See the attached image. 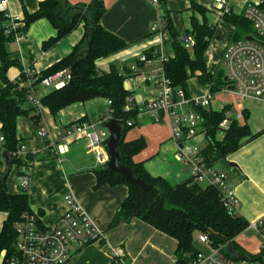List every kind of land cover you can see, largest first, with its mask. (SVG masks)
Returning <instances> with one entry per match:
<instances>
[{
	"label": "crops",
	"instance_id": "1",
	"mask_svg": "<svg viewBox=\"0 0 264 264\" xmlns=\"http://www.w3.org/2000/svg\"><path fill=\"white\" fill-rule=\"evenodd\" d=\"M42 0H8L7 11L17 17V35L6 43L9 58L17 64L6 70V78L25 86L20 80L25 69L37 73L67 56L84 33L81 22L73 31L56 41L48 48L43 43L56 36L57 30L45 17L32 21L25 31L21 30L24 11L32 13L37 10ZM72 3H88L91 0H70ZM206 8V21L214 26V33L205 51L207 70L214 72L221 65V56L230 43L234 29L228 16H239L248 2L257 0H231L230 15H221L213 0H193ZM105 7L100 23L103 28L121 38L126 47L108 58H101L97 64L106 69L110 61L119 65H128L146 48L161 39V51L171 57L173 49L170 34L164 27L158 36L150 34V29L163 11L168 14L175 30L182 35L190 29L191 17L199 22L203 16L191 8V0H102ZM0 20V25H1ZM158 64V60L154 61ZM1 66V62H0ZM0 79V89L3 87ZM124 86V85H123ZM125 87V86H124ZM38 96L49 92L52 87L37 84ZM190 96L210 92L208 85H200L195 78L188 80ZM211 93V92H210ZM213 93L214 100L230 106L235 113H242L237 122L247 124L252 137L243 138L242 145L228 154L224 162L211 164L224 171L228 185L237 197L236 212L246 221L252 223L264 215V100L248 97L239 100L233 92ZM135 102L141 112L137 115L135 127L126 134V140L139 136L146 139V147L134 156L142 162L145 170L152 176H160L176 184L192 177V166L175 159L177 146L171 139L167 120L159 122L149 116L139 105L154 96V91L138 86L133 91ZM29 103L23 107L28 109ZM108 109L107 99L97 97L85 102H74L65 106L57 118L53 117L46 106H41L40 119L35 125L29 115L16 118V137L23 146L21 165H11L6 178L7 191L11 194L26 192L29 212L37 216L38 224L52 225L65 210V196L71 192L77 203L89 218L103 231L104 239L83 247H73L65 264H113L109 255L111 247L123 249L129 264H176L177 242L174 238L155 229L137 218L109 227V222L117 207L127 195V186L101 185L95 187L96 165L94 152L88 150L84 138L66 140L64 130L76 122H95ZM40 129L47 130L46 136L38 134ZM59 131L60 135H57ZM217 138L222 137V131ZM66 144L67 150L60 152L59 146ZM200 148V147H199ZM204 148H200L202 151ZM201 154V153H200ZM201 157L203 158L202 154ZM233 164V165H230ZM29 167L31 179L26 190L21 189L17 173L21 167ZM200 186L208 185L205 180L197 182ZM204 183V185L202 184ZM6 212L0 210V231L6 219ZM252 231V232H251ZM197 237V236H195ZM197 240V239H196ZM235 241L247 253L257 254L260 236L251 229H245ZM198 242V240H197ZM200 243V242H199ZM195 246V245H194ZM199 251V250H198ZM5 251L0 252V264ZM260 264V261H257ZM264 264V256L262 258Z\"/></svg>",
	"mask_w": 264,
	"mask_h": 264
},
{
	"label": "trees",
	"instance_id": "2",
	"mask_svg": "<svg viewBox=\"0 0 264 264\" xmlns=\"http://www.w3.org/2000/svg\"><path fill=\"white\" fill-rule=\"evenodd\" d=\"M162 0H158L161 2ZM264 11V0L260 4ZM191 8L203 16L199 22L196 17H191L190 29L180 35L171 23L164 11L161 14L164 28L170 34L173 55L163 62L164 74L169 78L172 86L181 88L189 95L188 80L195 77L197 82L208 85L211 93L220 91L226 82L222 66H218L213 73L207 70L205 51L213 36L214 26L209 24L204 15L206 8L191 0ZM105 12L102 0H91L88 3H72L70 0H42L38 8L32 13L24 11L22 31L40 17H45L57 30L55 37L43 43L44 48L53 45L59 39L73 31L81 22L84 33L81 39L73 46L72 51L47 69L37 74L34 84L60 71L70 70L77 62L71 78L59 88H52L40 97V102L46 106L51 115L59 116L62 108L74 102H85L97 97H103L110 101L109 115L121 121V138L119 141L120 163L130 167L134 176L139 177L145 183L153 186L151 190H142L125 180V178L106 166L94 170L96 177L95 187L101 185L127 186V195L117 207L112 216L109 227H114L132 218H137L151 225L155 229L174 238L177 242V262L180 254L182 262L188 255L195 254L198 250L194 246V237L198 234H206L210 244L218 247L224 256H230L224 248L223 242L229 244L236 251L248 254L252 260L262 264L263 252L257 254L247 253L240 247L235 238L249 226L237 212H230L223 206L219 191L212 185L200 186L193 177L182 182L173 184L160 176L150 175L142 162L134 160V156L145 149L147 143L143 136L132 140H126V134L135 127L139 108L125 111L126 97L130 94L123 86L125 74L128 72L126 65H119L110 61L106 69H102L97 61L108 58L126 47V43L102 27L100 19ZM5 16L0 13V20ZM234 29L230 36V43L244 39L246 36H255L251 23L243 17L228 16ZM192 36L194 44L186 47L183 37ZM14 33L4 34L0 27V79L3 87L0 89V132L4 141L0 144V210L7 216L0 231V252L5 251L4 258L16 255L13 242L16 238L14 224L21 219L25 212H29V201L26 192L11 194L7 191L5 163L2 152L9 157L10 166L21 165V158L16 156L15 151L19 146L16 137V118L20 115H29L36 125L40 119V113L32 105L28 109L23 107L27 101V85L19 86V82H11L6 78V70L9 66L17 64L9 58L6 43L13 39ZM30 77L25 71L21 72L20 80L28 82ZM202 116L203 140L206 146L201 151L203 160L208 164L224 162L226 156L237 150L243 142V138L252 137L246 123L240 125L235 118H231L227 127L219 134L220 123L225 119L230 106L221 109L196 108ZM106 113L100 116L103 119ZM134 120V125L128 126L127 121ZM177 264V263H176Z\"/></svg>",
	"mask_w": 264,
	"mask_h": 264
},
{
	"label": "built area",
	"instance_id": "3",
	"mask_svg": "<svg viewBox=\"0 0 264 264\" xmlns=\"http://www.w3.org/2000/svg\"><path fill=\"white\" fill-rule=\"evenodd\" d=\"M158 3V0H151ZM263 0L248 2L245 4L241 14L247 19L255 32L252 36L255 40L241 39L229 43L222 52L221 65L226 78V86L220 91L233 92L239 100L252 97L264 100V11L260 4ZM8 0H0V13L5 16L0 27L4 34L14 33L18 18L12 17L7 11ZM221 15L231 13V0H213ZM164 27L161 16L153 23L150 34L158 36ZM162 40L159 39L150 47L146 48L136 59L128 63V72L125 74L123 85L130 93L126 97L124 110L128 111L138 107L133 96L136 87L142 86L154 91V96L142 102V110L151 116L155 122L161 118L167 120L170 128L171 139L175 142L177 150L175 159L192 166V177L198 182L205 180L214 186L220 193L223 206L230 212H236L237 197L234 190L227 183V176L211 164L206 163L201 157V151L197 144L190 146L185 142L197 136L203 137L202 116L196 108L221 109L224 105L214 100L213 93L207 92L197 96H186L181 88L172 86L169 78L163 70V62L167 56L161 51ZM183 43L191 48L194 44L192 36L183 37ZM158 60V64L154 61ZM30 78L27 82V101L30 105L40 110L42 104L37 92V72L25 69ZM71 78L70 70H60L44 79L39 84L61 87ZM108 109L103 119L95 122H76L64 130V137L70 141L75 138H84L88 150L94 152L97 166L107 165L109 156L106 144L110 132L104 127V123L111 118L109 115L110 101L107 100ZM215 107V108H214ZM139 108V107H138ZM141 112L139 109L138 115ZM242 113L230 110L226 112L225 119L220 123V128H226L230 119H239ZM134 120H128L127 125H134ZM60 135L59 131H56ZM38 134L46 136L47 130L40 129ZM4 138L0 132V144ZM60 152L67 150L66 144L59 146ZM16 156L21 158L23 146L19 144L15 151ZM31 179L29 167H21L17 173V181L21 189L26 190ZM16 238L13 242L16 255L3 259L2 264H65L71 254L73 247H83L93 242H102L103 231L92 221L83 208L77 203L71 192L65 196V210L63 214L52 225H40L37 216L32 212H25L21 219L15 224ZM248 229L253 230L260 236L258 252L264 253V215L256 221L249 223ZM196 239L200 243L207 244L210 248L208 253L197 251L188 255L181 264H259L256 260L237 259L224 256L218 247L210 244L206 234H198ZM109 255L113 264H129L125 258L123 249L111 247Z\"/></svg>",
	"mask_w": 264,
	"mask_h": 264
},
{
	"label": "water",
	"instance_id": "4",
	"mask_svg": "<svg viewBox=\"0 0 264 264\" xmlns=\"http://www.w3.org/2000/svg\"><path fill=\"white\" fill-rule=\"evenodd\" d=\"M246 40H255L252 36H246ZM77 65V62L72 65L71 67V72H74V69ZM226 81V78H224ZM104 127L108 129L110 132L109 139L106 144L107 148V153L109 156V160L106 165L107 170H112L115 171L119 174H121L127 182L130 184L141 188L142 190H151L153 188L152 185L145 183L142 179H140L137 176H134L132 173V170L130 167L124 166L120 163V155H119V141L121 138V129H122V124L121 121H118L114 118H109L105 123ZM223 128H219V131H223ZM2 157L5 163V173L9 171L10 168V162H9V157L5 151L2 152ZM233 165V164H230ZM223 244L225 251L234 258L237 259H249L248 254H242L239 251H236L233 247H231L229 244L224 243V239L221 237H218ZM182 262V255L180 254L178 258L177 264H181Z\"/></svg>",
	"mask_w": 264,
	"mask_h": 264
},
{
	"label": "rangeland",
	"instance_id": "5",
	"mask_svg": "<svg viewBox=\"0 0 264 264\" xmlns=\"http://www.w3.org/2000/svg\"><path fill=\"white\" fill-rule=\"evenodd\" d=\"M189 50H191V48H188ZM216 71V70H215ZM192 78H195V77H192ZM196 79V78H195ZM197 81V80H196ZM198 83V82H197ZM199 84V83H198ZM202 85V84H200ZM205 86V85H203ZM222 91H218V93H220ZM217 93V94H218ZM219 95V94H218ZM222 95H219V97H221ZM215 108V107H214ZM186 145H190V146H193L195 144H197L200 148H204L206 146V141L203 140V137L202 136H197L195 137L194 139L192 140H188L185 142ZM204 185V183H202ZM252 232V231H251ZM194 245H195V248L197 250H200L202 251L203 253H208L210 251V248L207 244H204V243H199L197 242L196 240V237H194Z\"/></svg>",
	"mask_w": 264,
	"mask_h": 264
},
{
	"label": "bare ground",
	"instance_id": "6",
	"mask_svg": "<svg viewBox=\"0 0 264 264\" xmlns=\"http://www.w3.org/2000/svg\"><path fill=\"white\" fill-rule=\"evenodd\" d=\"M230 15V14H229Z\"/></svg>",
	"mask_w": 264,
	"mask_h": 264
}]
</instances>
